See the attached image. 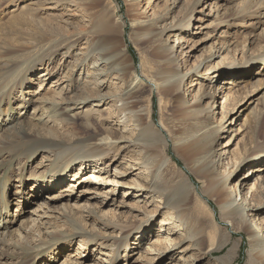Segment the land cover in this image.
I'll use <instances>...</instances> for the list:
<instances>
[{"label": "rangeland", "instance_id": "1", "mask_svg": "<svg viewBox=\"0 0 264 264\" xmlns=\"http://www.w3.org/2000/svg\"><path fill=\"white\" fill-rule=\"evenodd\" d=\"M197 1L0 0V195L5 186L11 194L25 193L28 198L21 204L14 200L10 208L13 228L10 236L0 235V264L30 262L38 253L36 264H258L261 248H252L251 240L261 228L264 234V210L252 212L250 231L233 227L221 217L217 204L205 193L208 185L181 155L177 135L186 126L178 120L176 108H171L170 98L157 87L158 58L153 50L172 53L179 76L184 78L176 106L210 117L211 129L222 127L213 149L216 162L220 159L219 177H227L245 156L250 157L230 177L227 189L233 191L237 180L254 167L260 171L246 186L255 190V178L264 179V149L258 150V143H264V128L253 141L248 122L253 110L264 111V0ZM99 18L123 24L118 33L110 32L104 38L105 46L99 42L103 43L99 29L93 28ZM32 19L40 30L44 23L54 26L60 22L66 35L76 36L70 50L62 49L51 60L44 56L49 46L40 43L41 34L29 38L38 31ZM139 24L151 25L153 32L144 38ZM37 47L43 48L40 53L9 76L24 55ZM220 49L221 54L213 57ZM96 63L102 64L99 76H95ZM48 64L53 73L39 80L41 67ZM220 68L226 70L224 76L215 74ZM137 85L139 91L129 100L133 109L124 112L121 98ZM86 88L88 95L82 91ZM83 97L89 100L59 113L67 101ZM236 98L242 101L232 106ZM11 117L23 122L6 134L3 121ZM150 122L163 129L166 158L160 176L176 187L189 177L201 196L188 203L183 220L158 195L146 196L135 188L127 194L128 190L113 188V179L128 182L135 177L138 185L145 186L161 182L160 178L151 180L150 167L144 166L149 162L140 146L141 129ZM38 133L63 146L36 149ZM94 136L123 137L129 143H120L100 161L94 172L101 169L103 181H95L97 186L86 182L72 189L75 198H61L63 187L75 186L76 173L83 181L93 172L88 169L93 163L85 162V170L86 165L75 159L78 153L65 155L64 149L79 147ZM125 166L136 170L121 176ZM66 168V181L45 193V198L39 197V189L32 197L33 183L40 185ZM206 203L214 217L206 213ZM127 229L130 232L123 243ZM80 242L85 246L78 252Z\"/></svg>", "mask_w": 264, "mask_h": 264}, {"label": "bare ground", "instance_id": "2", "mask_svg": "<svg viewBox=\"0 0 264 264\" xmlns=\"http://www.w3.org/2000/svg\"><path fill=\"white\" fill-rule=\"evenodd\" d=\"M80 1L91 4L93 3L94 0H80ZM198 3L199 0L195 4ZM86 7L88 8V5ZM27 20L28 18L26 19V21ZM31 22L36 23V27L39 24L34 19H32ZM27 24L29 25L30 23L27 22ZM138 26L141 28V36H143L144 38H146L149 34L153 32L152 26L149 24H139ZM181 26L186 28V24L185 26L184 24ZM37 28L38 31H35L36 28H34L32 31H35V33H31L29 35V38L35 39L36 35L41 34L42 40L40 41V43L49 46L45 50L46 53H42V54H44V56L46 55V57H48L49 60H51L52 56L55 55L57 52L61 51L62 49L65 50V52L70 50L73 43L75 42L74 38H76V36L66 35L63 31L62 24L60 22H57V24L54 26L53 24L50 26L48 23H44L42 27L43 29L40 30L39 27ZM93 28L99 29L100 34L98 35L100 36L98 38L103 36V43L101 40H99V42L101 43V45L105 46L104 38L105 37L107 38L110 32L115 31L118 33V31L123 29V24L119 20H117L113 24L106 21L104 18H99L96 20V22H94ZM82 33H77V35H81ZM40 49L43 48L37 47L36 49H34L33 53L28 52L27 54H25L23 60L19 62L17 66L10 71L9 76L15 75L20 66L24 65L25 63L27 64L31 58H34L37 54L40 53ZM153 51L155 56L158 58L157 72L154 76L155 82L156 84H158L157 87L161 93H163L165 96L170 98L171 108H176L175 112L178 115V120H180L186 126L180 131L179 135H177V140L183 149L181 153L182 157L186 162H190L194 165V167H196L195 170L196 176L198 178L203 179L208 185V189L205 191V193L209 198L215 201V203L217 204L220 210L221 217L229 221L233 227H237L238 229L240 228L245 231H250L251 229L250 217L253 216L252 212L253 211L260 212L264 210V179L259 181L257 177L255 178L257 180L256 182L257 185L255 187V190H252V188L251 189L247 188L246 185H248L247 184L248 179L254 177L255 173L260 170L258 169L255 170L254 167H250L247 174L243 175L240 178V180H237L233 189L234 192L229 191L227 189L226 183L229 181L230 177H232L238 169H242L243 167H245L246 161L250 157L245 156L244 160H242L238 165H235L236 166L235 170H233L231 173L229 172L227 177H222V178L219 177V175L216 172V167L218 164H220V159L219 161L216 162L217 156L215 155V153H213V149H214V141H216L215 136L217 133H219L222 127L211 129L209 128L210 117L201 116L198 112L195 111L192 112L190 108L184 107L183 105L176 106L177 103L176 101L179 100L181 94V85L184 78L179 76V70L174 63L175 60L172 53L165 55L160 50H153ZM221 51L222 49H220L218 52H215L213 54V57L220 55ZM106 54L107 53H103L104 56ZM104 56H101L100 60H105ZM208 60L209 59H207V61ZM101 65L102 64L98 66L97 63L94 64V67H97L95 71L96 75L94 74L95 76L101 75L100 73L101 68L99 69ZM201 66L202 64H200V67ZM41 68L42 70L39 73L40 74L39 80H42V78L51 75L54 71V68L50 69V64H48V66L46 67L42 66ZM224 70L225 69L220 68L215 72V74H218V76L219 74L220 76H224L226 72V70L225 72H223ZM227 74H233V72ZM76 85L80 86L78 80L76 81ZM139 89L140 86L137 85L132 89L133 92H131V90L127 92L126 95L129 96V98L127 96L125 98H121L125 102V107H124L125 109L123 110L124 112L125 111L131 112V110L133 109V105L131 102H129V100L131 96H133L137 91H139ZM153 90L154 89L152 88L149 89L151 94ZM82 91L84 94L88 95L89 92L88 88ZM88 100H89L88 97H83L81 98L80 101H77V99L75 100V98L69 100L65 104L64 108L59 109V113L63 115L66 113V110L68 108H71L74 105H77L78 103L80 104L86 103V101ZM241 101L242 99L236 98L235 103L232 106L238 104ZM226 102H227V97H225V102L223 105H225ZM89 115H91V113ZM263 116H264L263 110H256V111L253 110L250 114L248 128L252 134L253 141L260 137L262 129L264 128L263 123L261 124ZM22 122L23 121L19 118L11 117L3 121L2 132L7 134L8 131L15 130L17 125L21 126ZM160 127L161 129H158L155 123L150 122L147 124L146 127L141 129L140 140L143 142L142 144H140V146H142V148L144 149L147 157L146 160L149 162L148 164L145 163L144 166L147 167L148 165L150 167L149 171L151 172V178H152L151 180H156L160 178L161 182L156 180L152 186L150 185L145 186L142 183L138 185V182L135 179V177H133V179H131L128 182H126L125 180L113 179V183H114L113 188L114 190H117V188L128 190L126 191L127 194H129V191H131V189L135 188L139 190L138 192L143 191L142 194L143 195L145 194L146 196L158 195L159 198L165 200L166 208H172L173 211L175 210V212L179 214L180 219L183 220L182 216L186 217L188 212V206H187L188 203L196 202L197 201L196 197L200 199L201 196L198 194L194 183L190 180L189 177L185 179L184 184L182 186L176 187L169 180L164 181V179L161 177L162 175L160 176V171H161L160 169L162 165L165 163L164 158H166L165 140L161 136V132L163 131V129L162 126ZM107 133L111 135L113 131L109 130L108 128ZM36 135L37 138L36 140H34L35 143L34 147L36 149L39 148L43 149L45 147L47 148L54 146H59V147L63 146L62 145L63 143L60 141H56L55 138L49 136L45 137L41 133H38ZM57 142H59L58 145H56ZM124 142L129 143L123 137L121 138L118 137L115 138V140H111L109 139V137L97 138L94 136L86 139V142L82 145H79V147H67V148L64 147L65 149L64 148L63 149L65 155L78 153L77 156H75V159L82 161L80 162L81 166L86 165L87 163L85 162H89L88 164L93 163V165L89 166L88 168L89 170L92 169L93 172H91L87 176L85 175L84 177L86 178H84L83 181H82L83 176H79V173H76L73 178V181L76 180V182H73L75 186H72L71 188H67L68 186L63 187L60 191L63 194L59 196L61 198L64 197H67L69 199L72 197L75 198L76 195L72 194L71 192L72 189H75L76 187L79 188L78 185L83 187L84 183L86 182H88L90 184L89 186L91 187L97 186L96 182L99 183L103 181V179H100V173L102 172V170L99 169L97 172H94L97 168H99L98 166L100 165V161L108 157L114 149H118L120 143H124ZM262 149H264V143L263 144L258 143V150L261 151ZM68 165H66L67 168ZM87 167L88 166L86 165L85 170L87 169ZM67 168L66 170L65 169L60 170V172H58L55 176L50 177L49 179L45 178L44 180H42V183L40 185H38L40 182L33 183L31 190L32 197L34 196V190L39 189L40 190L39 194L42 193V195L39 197L45 198V193H49L53 191L54 188H56V186L61 185V183L66 181V178H68ZM120 170H123V172L120 173L121 176H123L126 175V173L134 172L136 170V167L125 166V168H122ZM253 186L254 185H252V187ZM4 188L5 186H3L2 193L0 195V235L10 236V233H12V228H13L12 226L13 222L10 221L9 219L10 208L14 200L18 201L19 204H21L22 200L26 198V195L25 193H22L23 196H20L17 194L19 192H15V194H11L9 189H4ZM86 192L88 191L86 190ZM113 192L114 191H112V193ZM66 193H68V195H66ZM14 195L16 197H14ZM26 199L28 200V198ZM29 204L30 203H28V205ZM206 206H207L206 213L209 215L211 214L214 217L215 215L213 210L209 207L207 203ZM257 225L259 226V224ZM129 232H130L129 229L125 230L126 236H124L122 239L123 243L127 239L128 237L127 234ZM261 232H262V228L259 230V233L258 232L256 233L255 231V233L258 235H253L251 240V243L253 244L252 248L254 247L261 248L260 252H258L256 256L258 260V264H264V234L261 235ZM157 240L155 244L159 242L161 239H159V241ZM84 246L85 244L83 242H80L78 252L81 251V249H83ZM155 247H157V245ZM216 248L221 249L222 246H218ZM213 249L214 248H212L211 250ZM153 251H156V249L154 248ZM39 257L40 256L38 253L34 255V257H31L32 260L30 262H20L18 264H36V261L40 259ZM226 258L228 257L223 258L224 262H227Z\"/></svg>", "mask_w": 264, "mask_h": 264}]
</instances>
